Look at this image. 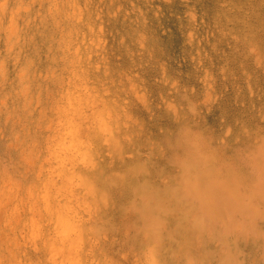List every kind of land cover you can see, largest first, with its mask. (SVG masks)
<instances>
[{
    "label": "rangeland",
    "instance_id": "obj_1",
    "mask_svg": "<svg viewBox=\"0 0 264 264\" xmlns=\"http://www.w3.org/2000/svg\"><path fill=\"white\" fill-rule=\"evenodd\" d=\"M0 264H264V0H0Z\"/></svg>",
    "mask_w": 264,
    "mask_h": 264
}]
</instances>
